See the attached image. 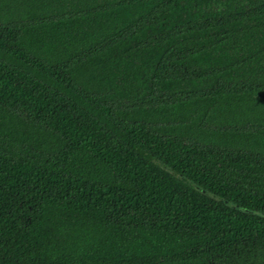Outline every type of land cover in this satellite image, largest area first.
Listing matches in <instances>:
<instances>
[{"label": "trees", "instance_id": "obj_1", "mask_svg": "<svg viewBox=\"0 0 264 264\" xmlns=\"http://www.w3.org/2000/svg\"><path fill=\"white\" fill-rule=\"evenodd\" d=\"M0 264H264V0H0Z\"/></svg>", "mask_w": 264, "mask_h": 264}]
</instances>
